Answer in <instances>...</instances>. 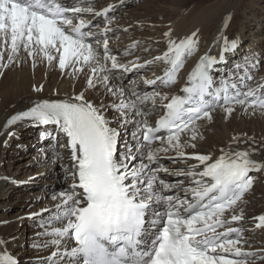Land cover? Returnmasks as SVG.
I'll return each instance as SVG.
<instances>
[{
    "label": "snow or ice",
    "instance_id": "6c2138e0",
    "mask_svg": "<svg viewBox=\"0 0 264 264\" xmlns=\"http://www.w3.org/2000/svg\"><path fill=\"white\" fill-rule=\"evenodd\" d=\"M87 3L69 7L60 0H0V70L27 61L35 69L46 62L75 79L87 68L91 74L86 75V87H102L118 100L96 106L84 92L63 100H37L3 125L9 138L15 135L9 129L18 124L42 127L41 141L51 139L70 152L71 166L61 167L72 183L52 192L54 208L28 217L34 221L41 217L38 227L43 231L36 238L44 239L33 247L55 249L35 264H264V248L245 250L244 230L232 226L244 218L237 209L253 186L249 173L264 172V163L250 158L256 149L233 148L232 144L243 142L234 136L219 156L185 151L196 147L198 122L211 121L217 108L225 118L237 105L264 112V83L256 88L247 83L253 79L250 70L257 67L256 54L245 55L227 76L215 78L216 66L239 47L237 39L221 33L219 57L201 55L181 94L169 96L157 89L176 84L186 59L198 50L199 29L176 39L169 27L163 33L167 48L161 55L143 63L139 56L120 63L109 46V34H115L110 16L114 5L97 11L92 6L95 0ZM86 16L103 17L104 27L96 25L93 31ZM229 20L230 16L225 18V28ZM135 48L137 42L119 55L127 57ZM161 62L162 75L143 78L150 91H138L135 82H130L129 90L112 83L122 79L120 71L139 73ZM42 90L43 85H33V91ZM109 108L118 113L112 120L106 116ZM161 108L163 114L153 126L148 117ZM53 152L56 163L62 155L55 148ZM162 156L186 167L162 166ZM169 176L178 179L170 181ZM184 180L190 183L185 185ZM255 221L256 229H264V214ZM6 245L0 239V264H18L3 250Z\"/></svg>",
    "mask_w": 264,
    "mask_h": 264
},
{
    "label": "bare ground",
    "instance_id": "6f19581e",
    "mask_svg": "<svg viewBox=\"0 0 264 264\" xmlns=\"http://www.w3.org/2000/svg\"><path fill=\"white\" fill-rule=\"evenodd\" d=\"M60 2H68V0H60ZM69 2V7L88 6L87 0ZM109 4L114 5V11L110 13V16L114 17L111 27L115 30V34H109V46L113 54L118 55L120 63L134 60L136 56H139L140 62L143 63L146 59L161 55L167 48L163 33L168 31L169 27L172 29V36L176 39L183 38L199 29L198 50L192 57L186 59L176 84L168 88L160 87L157 90L168 93L169 96L179 94L190 70L201 55L208 53L219 57L222 40L219 43L217 40L221 33L229 40L241 41L237 51L226 54V59H233L227 64L228 68L232 71L230 64L240 63L245 55L254 53L257 56L256 61H260V68L258 71L254 68L250 70L254 80L249 86L256 88L264 83V0H147L139 3H136V0H95L92 6L99 11ZM228 16L230 20L225 28L224 22ZM85 18L92 20L93 31L97 30L96 25H99V28L104 27L102 18L91 16ZM125 28L128 31L125 32ZM133 42H137V48L132 50V54L127 57L120 56L119 53ZM242 42H245L244 46L241 45ZM146 47L150 48L147 53L143 51ZM100 51L102 53V48ZM24 56L26 58V54ZM108 64L110 66V62ZM164 67L165 65L161 62L149 66L146 72H129L134 76L127 82V85L122 84L119 79L113 80L112 83L129 90L130 82H135L138 91H150L151 87L143 83V78H155V76L162 75ZM216 67L223 72L224 76L230 72L220 69V64ZM0 71L3 72L0 75V239L7 241L6 248L3 250L16 257L19 260L18 264H35L37 259L47 257L55 249L33 247L34 243L43 242L44 238H36V233L43 229L38 227L40 216L35 221L28 217L32 213H40L41 209L54 208L57 201L51 199L52 192L67 189L72 183L70 177L65 179L66 174L61 167V164L71 166V161L68 159L70 153L67 149H61L59 144L54 147L51 139L46 140L49 142L41 141L40 132L44 128L30 126L28 122L10 128L9 131H14L15 135L9 138L3 131L6 118L31 106L33 101L63 100L81 92L85 93L86 100L93 102L96 106H99L101 101L108 105L118 100L111 95H106L102 87L98 86L95 89L83 87L86 85L84 84L86 75L91 74L87 68L75 79L62 74L55 66H48L46 62L38 63L35 69L31 67V61H27L19 66L13 64ZM33 85L37 87L43 85V90L35 92ZM162 112L161 108L151 114L148 117L149 122L154 125L155 119ZM117 115L118 113L110 108L106 112L110 120ZM198 123L199 134L205 136L208 142L204 145L195 142V148L189 147L192 149L191 153L219 156L220 149H227L233 137L236 136L241 141L244 139L245 142L234 143L233 148L237 150L256 149L250 153V158L264 163V112L261 110L249 108L245 111L237 105L233 113L225 118V113L217 108L211 121ZM111 126L118 127L115 123ZM213 127L218 129V135L215 132L207 133L206 128ZM131 130L129 127V134ZM187 138V136L182 137V139ZM5 140L8 141L6 147ZM54 148L62 155V159L56 163H53ZM8 149L11 158L3 162ZM18 154L20 157L25 156L29 159L15 164L10 163ZM159 163L170 169L186 167L185 164H173L164 156L161 157ZM188 163L194 164L196 161L189 160ZM52 166L55 168L53 171L48 169ZM249 175L254 178V183L239 204L237 214H240L242 210L244 218L235 226L244 230V238L248 241V244L244 245L245 250H258L264 248V229L255 228V217L264 214V172L253 171ZM35 177L34 184L21 185L22 182ZM166 178L170 181L178 179L174 176ZM13 179L19 182L12 183ZM184 183L187 185L190 181L184 180ZM42 215L46 219L48 213L45 212ZM19 220L22 239L20 244L16 241L14 234Z\"/></svg>",
    "mask_w": 264,
    "mask_h": 264
},
{
    "label": "rangeland",
    "instance_id": "374dc122",
    "mask_svg": "<svg viewBox=\"0 0 264 264\" xmlns=\"http://www.w3.org/2000/svg\"><path fill=\"white\" fill-rule=\"evenodd\" d=\"M146 2L147 0H136V3H139V2ZM245 42H243V44H244ZM22 56H24V54L22 53L21 54ZM259 69V68H258ZM121 72V74L123 73L122 71H120ZM119 72V73H120ZM142 72H146V70H142ZM118 73V74H119ZM121 74H119V75H121ZM133 73H131L130 74V76H126V77H124V78H122V79H119L120 81H121V83L122 84H126L127 85V82H129L132 78H133V76L134 75H132ZM254 80V79H253ZM253 80H252V82H253ZM251 82V83H252ZM84 84H86V81L84 82ZM84 88L86 87V85H84L83 86ZM131 87V86H130ZM250 118V117H249ZM249 120V119H248ZM203 122V121H202ZM199 129L200 128H198V131H199ZM206 130H208L207 131V133H209V134H213L214 132L218 135V129L217 128H206ZM205 130V131H206ZM199 133V132H198ZM208 134V135H209ZM208 138V137H207ZM49 140V139H48ZM207 139H206V137L205 136H202V134H199L198 135V139L195 141L196 143H198V144H200V145H204L205 144V142H208V141H206ZM204 141V142H203ZM242 143H244L245 142V140L244 139H242ZM188 153H191L192 152V149L191 148H186L185 149ZM11 158V156H10V150L8 149V151L6 152V154L4 155V157H3V162H6L8 159H10ZM165 158V157H164ZM29 159V157H25V156H23V157H20V154H18V155H15L14 156V161H12V162H10V163H12V164H15V163H19V162H21V161H25V160H28ZM16 161V162H15ZM162 165V164H161ZM48 169H50V170H54L55 168H54V166H52V167H48ZM161 175H164V174H161ZM23 178V177H22ZM66 179V178H65ZM35 180H36V177L35 178H29L28 179V181L29 182H27L26 183V185L28 186V185H30V184H34V182H35ZM17 182H19L18 180H16V183ZM32 182V183H31ZM61 182V181H60ZM15 183V184H16ZM44 186V185H43ZM17 228L15 229V235H16V241L18 242V244H20L21 243V241H22V239H21V228H20V220L17 222Z\"/></svg>",
    "mask_w": 264,
    "mask_h": 264
}]
</instances>
